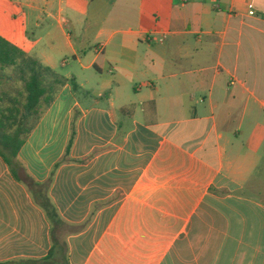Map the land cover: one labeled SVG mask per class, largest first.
I'll list each match as a JSON object with an SVG mask.
<instances>
[{
  "label": "crops",
  "instance_id": "crops-1",
  "mask_svg": "<svg viewBox=\"0 0 264 264\" xmlns=\"http://www.w3.org/2000/svg\"><path fill=\"white\" fill-rule=\"evenodd\" d=\"M3 6L69 81L0 155V263L264 264V0Z\"/></svg>",
  "mask_w": 264,
  "mask_h": 264
},
{
  "label": "trees",
  "instance_id": "trees-1",
  "mask_svg": "<svg viewBox=\"0 0 264 264\" xmlns=\"http://www.w3.org/2000/svg\"><path fill=\"white\" fill-rule=\"evenodd\" d=\"M7 69H11L13 76L24 84L23 101L16 97L9 105L4 106V98L0 93V155L10 166H14L42 111L50 105L69 80L0 35V72L5 73ZM73 88H76L74 83ZM41 204L51 221H62L49 199ZM61 249L64 251L62 246ZM57 250L58 245L55 243L46 257L22 261L21 264H70L65 252L62 258L57 257Z\"/></svg>",
  "mask_w": 264,
  "mask_h": 264
},
{
  "label": "rangeland",
  "instance_id": "rangeland-1",
  "mask_svg": "<svg viewBox=\"0 0 264 264\" xmlns=\"http://www.w3.org/2000/svg\"><path fill=\"white\" fill-rule=\"evenodd\" d=\"M11 12L12 11L7 6H3L2 8H0V21L7 22L5 18L7 17V15H10ZM33 32H35L33 24L27 25L28 38H33ZM62 58H59V63H61ZM67 59H69L70 61H74L71 55H69ZM57 70L61 73L64 72L60 67L57 68ZM0 74H2L0 80V93L4 98L3 105H9L16 97L23 101L24 95H22V93H24V84L15 76H13V72L11 69H7L5 73L0 72Z\"/></svg>",
  "mask_w": 264,
  "mask_h": 264
}]
</instances>
